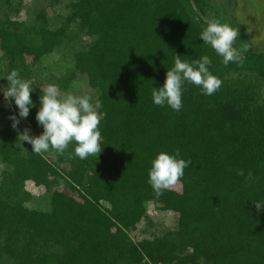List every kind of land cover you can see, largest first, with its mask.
Wrapping results in <instances>:
<instances>
[{"label":"trees","instance_id":"1","mask_svg":"<svg viewBox=\"0 0 264 264\" xmlns=\"http://www.w3.org/2000/svg\"><path fill=\"white\" fill-rule=\"evenodd\" d=\"M232 5L69 0V14L54 25L42 10L30 22L14 18L23 0H0L4 85L12 70L31 82L26 120L34 136L44 131L37 92L50 84L68 88L79 74L104 114L102 151L85 159L75 155V141L63 154L51 147L37 154L31 144L20 147L13 130L0 131V264H264V211L254 205L264 202V51ZM214 20L239 30L233 47L242 64H223L203 43L200 34ZM69 46L72 65L52 83L42 79L43 59ZM176 54L188 62L207 55L209 71L222 81L210 96L186 83L178 112L152 99ZM177 150L191 164L157 197L148 182L152 162ZM29 181L45 193L34 195ZM150 204L174 212L176 225L136 240L131 232L149 218Z\"/></svg>","mask_w":264,"mask_h":264},{"label":"clouds","instance_id":"2","mask_svg":"<svg viewBox=\"0 0 264 264\" xmlns=\"http://www.w3.org/2000/svg\"><path fill=\"white\" fill-rule=\"evenodd\" d=\"M239 35V30L214 20L208 23L200 38L223 58V64L228 65L230 62L242 64L243 56L233 47ZM180 57L176 54L174 67L167 71L163 87L152 89L155 105L160 107L167 105L177 112L183 107L182 93L186 83L200 86L202 94L209 96L222 85V81L209 71L211 60L207 55L191 62L182 61ZM6 79L8 81V88L4 90L6 106L11 108L14 98L19 109L18 117L10 115L8 119L12 121L11 127L18 131L19 137L32 145V152L39 154L51 147L57 153L63 154L73 141L77 144L75 155L80 159L102 151L99 125L104 114L98 111L103 107L99 99L93 104L90 102L92 97L88 95L62 96L58 86L48 85L42 90L40 108L36 113L38 125L42 126L44 131L39 136H33L30 135V128L26 127L20 132L18 127L21 119H26L30 109L34 107L30 95L33 91L31 82L20 78L18 70H12ZM179 155V150L175 155L161 152L153 160L148 182L157 197L163 195V190L174 187L183 177L185 168L191 164L190 160L178 159ZM237 174L243 175V170H239ZM254 205L258 212L264 211V202L254 201Z\"/></svg>","mask_w":264,"mask_h":264},{"label":"rangeland","instance_id":"3","mask_svg":"<svg viewBox=\"0 0 264 264\" xmlns=\"http://www.w3.org/2000/svg\"><path fill=\"white\" fill-rule=\"evenodd\" d=\"M231 1H233V14L236 16L237 21L248 29V33L250 34L253 42L257 47L264 51V0ZM68 2L69 0H60V2L55 4L52 0H23V4L25 6L21 8L20 12L13 13V17L30 22L34 18L35 12L42 10L49 18H54L52 24L59 25L60 22L57 21V17L67 16L70 12L66 6ZM3 14L4 10L0 8V15ZM72 30L78 32L80 36L83 37L84 42H91V39L79 30L78 23L73 24ZM1 54L2 51L0 50V56ZM73 54V48L69 46L67 49H60L46 56L43 59L42 72L40 73L42 79L49 80L52 83L57 77H60L72 65ZM7 69V65L0 67V131L13 130L15 132V142L22 148H28L30 144L27 141H23L22 137H19L18 131L11 127L12 121L8 119L10 115H16L17 117L18 115L14 112V98L12 99L11 108L6 106L4 98V90L6 91L7 88L4 85L3 75ZM44 82L47 81L44 80ZM58 88L62 96L67 94H72L74 96L88 95L92 97V100L90 101L91 103H93L96 96L81 74L78 75V80H76L72 86L68 88L60 86ZM42 90L43 89H40L37 92L39 97L43 95ZM27 123L26 119H21L19 126L20 132H23V130L28 127ZM34 133L35 132L33 130L30 131V135L34 136ZM26 187L36 196L43 195L46 190L45 187L38 186L30 181L27 182ZM46 204L47 200H44L43 205ZM148 217L149 218L143 219L137 225V228L131 232L134 239L140 240L145 237H151L152 234H159L165 229L173 228L175 227L177 220V215L174 212L161 211L158 209L156 204L149 205Z\"/></svg>","mask_w":264,"mask_h":264}]
</instances>
